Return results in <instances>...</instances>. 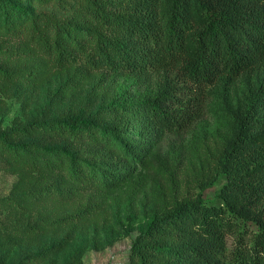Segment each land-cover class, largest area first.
I'll return each mask as SVG.
<instances>
[{"label": "trees", "instance_id": "16d2710c", "mask_svg": "<svg viewBox=\"0 0 264 264\" xmlns=\"http://www.w3.org/2000/svg\"><path fill=\"white\" fill-rule=\"evenodd\" d=\"M2 37L25 40L23 52L43 59L26 78L73 67L72 78L102 73L139 89L123 87L96 109L0 129L7 164L38 178L22 207L131 186L169 134L214 117L226 134L200 191L155 210L129 264H264V0H0ZM19 73L0 69L2 77ZM73 237L16 258L1 243L0 264H41Z\"/></svg>", "mask_w": 264, "mask_h": 264}, {"label": "rangeland", "instance_id": "374dc122", "mask_svg": "<svg viewBox=\"0 0 264 264\" xmlns=\"http://www.w3.org/2000/svg\"><path fill=\"white\" fill-rule=\"evenodd\" d=\"M28 45L23 39L0 38V69L25 71L0 76V129L59 117L86 107L96 109L133 82L130 78L113 79L102 73L85 78L76 74L72 78L76 72L73 67H49L37 79L26 78L32 69L34 75L35 68H40L43 62L35 53L23 52ZM130 90L133 94L139 91L135 86ZM225 134L222 121L205 116L191 131L169 134L155 149L147 167L135 173L133 185L107 194L89 189L75 199L26 209L22 207L26 203L22 194L33 188L37 175L10 167L7 163L11 159L0 153V244L12 247L11 257L16 258L21 252L53 237L63 238L74 230L68 246L41 264H129L133 239L156 214L155 210L162 211L173 199L198 194ZM39 139L45 143L49 140ZM224 183L225 179H220L205 192V197L212 200ZM14 194L17 197H12ZM84 209L83 218L76 223L66 218ZM56 220L57 223H49Z\"/></svg>", "mask_w": 264, "mask_h": 264}]
</instances>
